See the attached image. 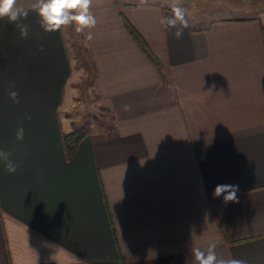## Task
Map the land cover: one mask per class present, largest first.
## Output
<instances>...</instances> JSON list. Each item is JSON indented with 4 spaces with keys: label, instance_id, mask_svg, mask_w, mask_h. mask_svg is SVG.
<instances>
[{
    "label": "crops",
    "instance_id": "0c3cea01",
    "mask_svg": "<svg viewBox=\"0 0 264 264\" xmlns=\"http://www.w3.org/2000/svg\"><path fill=\"white\" fill-rule=\"evenodd\" d=\"M194 1L212 0H92L79 34L110 119L71 158L70 25L44 31L36 0L0 18V149L17 165L0 161V264H196L213 241L218 259L264 264V9L209 18ZM173 4L189 20L179 39L160 23ZM218 184L238 202L214 199Z\"/></svg>",
    "mask_w": 264,
    "mask_h": 264
},
{
    "label": "clouds",
    "instance_id": "9594fccd",
    "mask_svg": "<svg viewBox=\"0 0 264 264\" xmlns=\"http://www.w3.org/2000/svg\"><path fill=\"white\" fill-rule=\"evenodd\" d=\"M92 0H36L31 5V9L40 17L41 27L46 32H55L61 30L65 26L75 24V31L84 33L86 29L93 28L97 21L90 10ZM171 14L161 17L160 23L166 28H175L177 23L180 24L174 35L176 38L183 36V30L189 27L187 19V9L183 6L173 4ZM75 13V14H73ZM29 15L28 9L17 7V0H0V18L7 17L9 23H16L21 18ZM20 27V36L22 39L27 38L29 29L27 25H18ZM87 39L91 40L92 35L87 33ZM11 99L18 101V92L11 91L9 93ZM16 139L21 141L24 139V128L19 127L16 131ZM11 153L0 149V161L5 162L6 170L9 173H15L17 165L10 158ZM238 185L218 184L213 191V198L223 197V203L238 202L237 192ZM217 243L215 241L209 243L207 254L199 248H193L192 253L195 257L196 264H247L243 259H235L231 257L217 258L215 249Z\"/></svg>",
    "mask_w": 264,
    "mask_h": 264
},
{
    "label": "rangeland",
    "instance_id": "374dc122",
    "mask_svg": "<svg viewBox=\"0 0 264 264\" xmlns=\"http://www.w3.org/2000/svg\"><path fill=\"white\" fill-rule=\"evenodd\" d=\"M199 1V0H197ZM196 2V1H194ZM194 11L203 13L209 18L232 15H246L264 9V0L238 1V0H212L208 3H193ZM75 24L69 26V51L74 68L80 70V80L77 83L79 98L71 107L69 113L77 117L76 125L83 129L103 128L109 123V114L98 103L92 90L94 71L88 53L85 50L80 34L75 31Z\"/></svg>",
    "mask_w": 264,
    "mask_h": 264
},
{
    "label": "trees",
    "instance_id": "16d2710c",
    "mask_svg": "<svg viewBox=\"0 0 264 264\" xmlns=\"http://www.w3.org/2000/svg\"><path fill=\"white\" fill-rule=\"evenodd\" d=\"M126 27L140 49H142L151 58L150 54L147 51V48L144 46L142 39L137 35V33L131 26L126 25ZM84 133L85 131L83 128H77L69 133L64 134L63 144L67 158H71L73 156L76 146L80 139L83 137Z\"/></svg>",
    "mask_w": 264,
    "mask_h": 264
}]
</instances>
